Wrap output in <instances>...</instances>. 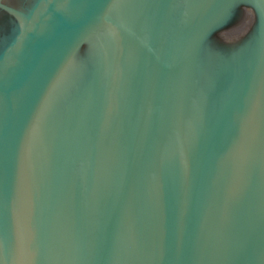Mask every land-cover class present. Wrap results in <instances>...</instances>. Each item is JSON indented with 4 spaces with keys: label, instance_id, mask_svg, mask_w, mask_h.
Segmentation results:
<instances>
[{
    "label": "water",
    "instance_id": "95a60500",
    "mask_svg": "<svg viewBox=\"0 0 264 264\" xmlns=\"http://www.w3.org/2000/svg\"><path fill=\"white\" fill-rule=\"evenodd\" d=\"M9 1L0 264H264V0Z\"/></svg>",
    "mask_w": 264,
    "mask_h": 264
},
{
    "label": "flooded vegetation",
    "instance_id": "af4514ba",
    "mask_svg": "<svg viewBox=\"0 0 264 264\" xmlns=\"http://www.w3.org/2000/svg\"><path fill=\"white\" fill-rule=\"evenodd\" d=\"M6 2H10L9 0H4ZM12 4H14L12 1H11ZM15 5V4H14ZM10 17L12 18L14 21H16V18L12 15H9L3 11L0 10V24H3V25H8L10 27H12L14 24L13 22H9L7 20V18ZM254 13L252 11V9H250L249 7L247 6H241L239 8V12L237 14V17L235 18L234 22L232 23V25H230L229 27H227L225 30V32H228V31H233V30H236V29H242L244 30L245 32H248L253 24H254ZM221 36V34H219Z\"/></svg>",
    "mask_w": 264,
    "mask_h": 264
}]
</instances>
